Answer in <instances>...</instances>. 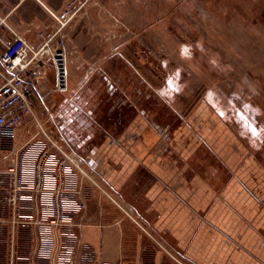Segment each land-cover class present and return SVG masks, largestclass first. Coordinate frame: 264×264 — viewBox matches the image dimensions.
I'll return each instance as SVG.
<instances>
[{
	"label": "crops",
	"instance_id": "crops-1",
	"mask_svg": "<svg viewBox=\"0 0 264 264\" xmlns=\"http://www.w3.org/2000/svg\"><path fill=\"white\" fill-rule=\"evenodd\" d=\"M68 1L0 0V55L3 42L12 41L14 34L34 49L50 38L51 46L60 40L68 59L74 55L79 60L77 65L72 63L76 70L100 72L102 87L118 94L112 106L121 122L116 132L103 127L90 133L76 123L80 118V123L87 122L92 113L82 94L68 99V110L64 108L70 115L68 131L82 132L79 145L71 149L86 159L83 167L88 177H81L78 193L71 195H78L86 204L76 223L82 241L98 253L93 262L264 264L262 15L260 19L256 15L253 36L238 27V33L227 32L234 43L230 47L223 43L220 49L212 43L214 21L203 5L198 0H171L177 12L174 21L181 26L178 38L174 37L182 49L181 63L166 57L149 67L134 51L141 49L137 41L148 40L146 26L151 22L152 6L164 8L169 0H156L153 5L151 0L121 1L129 7L123 12L117 10L118 0H92L86 10L84 6L59 28L52 13L61 15ZM258 8L262 10V3ZM198 16L204 33L197 27ZM244 18L232 23L239 26L246 23ZM119 21L132 25L136 32L142 30V37L126 33L122 42L119 37L104 40L108 33L118 35ZM250 40L254 48L247 47ZM168 47H164L166 52ZM232 50L239 57L233 56L235 64L223 63L219 55L229 62ZM183 55L192 62L181 58ZM205 58L213 61L211 66L202 63ZM134 67L143 70L156 87L155 97L136 101L135 83L130 81ZM29 81L35 112L42 119L35 104L51 101L55 91L49 56L31 66ZM108 109L112 110L109 104ZM155 117L172 120L174 126L161 125ZM99 119L103 121V117ZM24 134L20 129L14 142L21 144ZM77 212L70 210L74 215Z\"/></svg>",
	"mask_w": 264,
	"mask_h": 264
},
{
	"label": "rangeland",
	"instance_id": "rangeland-1",
	"mask_svg": "<svg viewBox=\"0 0 264 264\" xmlns=\"http://www.w3.org/2000/svg\"><path fill=\"white\" fill-rule=\"evenodd\" d=\"M105 1L109 2V0ZM118 1L119 7L117 10L119 12H123L124 10L127 11L129 8L125 6L127 4L121 2L127 0ZM151 1V4L153 5L156 0ZM198 1L203 5V11H206L214 18H212V21H214L215 32L213 34L212 43L215 46H219L220 49H222L221 46L223 43L228 44L229 47L232 43H234V41L229 39L227 32L238 33L237 29L238 27H241V31H246L248 34L251 33L249 34L251 37L254 35V22L259 17V15H262V21H264V0ZM88 3L86 4L84 10H86L87 6L89 5ZM259 3H262V10L258 8ZM105 4L106 3L103 5L105 6ZM255 5L257 6L255 7ZM103 10L110 11V9L105 8ZM175 12V3L171 0L167 2V6L164 8L155 5L150 9L149 13L151 22L146 26V28L149 27L147 34L148 40H136L141 49L136 47L134 51L135 56H137L136 58L141 59L144 57L143 63H147V66L149 67L160 63L166 57L172 58L173 63L176 62L175 64L179 65L181 63L180 50L182 49L179 47V45H176L177 42L174 38H178L177 34L179 32V27L181 26L179 25V21H174ZM129 15L131 16V14ZM198 18L197 19L199 23L197 27L200 33H204V27L202 22H200L202 19L200 16H198ZM225 18H227L226 22L223 21ZM235 18H239L240 20L241 18H244L246 23H241L239 26L235 25L232 23L233 20H236ZM229 21L231 23H229ZM116 28L118 30L117 36H113V34L108 33L103 36V39L105 40L106 38L110 37H119V41L122 42L124 41L123 39H125V36L123 35L126 33H130V37L135 35V33L138 37H142V30L136 32L134 31L135 29L132 28V25H125L121 21L116 23ZM109 31V28H107L106 32ZM115 31L116 29L114 32ZM169 34H172V36H169ZM165 45L169 46L167 50L169 52H166L164 48ZM247 47L254 48L253 40H250ZM142 49H145V51ZM231 52L233 54L232 59H228L229 62L227 61L228 57L225 55H219V59L223 63L227 62L230 65L235 64L233 56L235 58H239L238 56H235V54L238 55L237 50H232ZM147 56L148 58H146ZM251 57V61L253 63L254 55L252 54ZM181 58L192 62V58L190 56L183 55ZM215 59L216 61L218 60L216 56ZM68 60L71 62V64L67 65L68 89L64 92L53 91L54 93L51 101L47 100L48 102L45 101L44 104L36 103L35 107H37L36 109L41 112L39 115L42 116L41 121L47 130H52V135H54L56 138L59 137L60 133L64 138V142H66L72 148V144H74L73 142H75L76 145H79V143L78 140L74 141L75 139H72V136L70 137V132L68 131L69 123L67 121L70 115L65 113V110H68V99L74 97L75 95L81 96L82 94L81 97L90 103L85 106L88 108V110H92V114L90 113V119L88 120L89 122L87 124V128L89 129L90 133H97L103 127H105L104 129L107 130L112 128L110 124H112L113 121L110 118L107 117V121L103 118V121L100 122L99 117H103L102 115H104L103 112L105 108L108 110V104L113 112H116V108H113L112 106L117 102L118 94H111V92L107 91L105 86L104 88L102 87L103 80L100 72L95 70L90 73L89 76L84 78L87 73H84L82 70H76L75 65L72 64L75 62L77 65L79 60H77L74 55L73 57L70 56V59ZM212 62H209L206 58L202 61V63H208L210 66V63ZM134 68L136 71L132 80L130 81L135 83L134 96L136 101L145 99V97H155L157 94L153 91L156 89V87L149 81L150 79L143 74V70H139L137 67ZM150 70L151 73H153V70ZM108 74L110 76L109 79L113 81L112 75H110L111 73L109 72ZM121 79L122 78H120V80ZM151 80L157 81L155 79ZM144 83L147 89L144 87ZM151 85L154 87L152 88ZM161 110L160 113L162 114ZM83 122L86 125L87 122ZM157 122L161 125L166 124L168 127L173 124L172 120L164 122L163 119L161 121L157 120ZM111 130L112 132H116L117 128H112ZM26 136L27 134L25 133L21 140L24 141L27 138ZM76 154L78 153L76 152ZM78 155L82 160V165L80 164V167L85 172V176L88 177L87 171L85 169L86 164L83 162L86 159H83L80 154ZM83 165L85 167H83ZM3 168V165L0 164V170ZM78 173L82 175L80 172ZM79 180H81V177L77 175V190L73 194H76L79 191L78 189L81 185ZM4 186L6 187L0 191V264H63V256L67 260L66 262H69L72 259L74 264H98L97 258L95 261L96 263L93 262L94 257L98 253L95 252V249L91 247L90 244L88 245L82 241V236L78 231L79 228L78 224L76 223V218H78L77 216H79V214L86 209V204L82 203V201L78 198V195H67L66 202L62 206V215L59 225L56 227H50L47 221L48 219H51V216H53L51 215V210L53 212L52 214H54L55 210L54 201L51 200L53 195H21L22 197L20 199L18 195H12V187L9 183L5 184ZM70 197L72 198L70 199ZM91 207H93L92 204ZM73 209H77L79 212L75 213V215L70 213V210ZM63 244H66L67 247H63ZM70 246L73 248L71 259L67 257L69 254H66L67 249L70 248Z\"/></svg>",
	"mask_w": 264,
	"mask_h": 264
},
{
	"label": "built area",
	"instance_id": "built-area-1",
	"mask_svg": "<svg viewBox=\"0 0 264 264\" xmlns=\"http://www.w3.org/2000/svg\"><path fill=\"white\" fill-rule=\"evenodd\" d=\"M89 1L92 0H70L61 15L52 13L59 28L67 25ZM51 40L37 49L17 34H14L12 41L3 42L4 50L0 55V164L4 168L0 170V191L9 183L12 195H18L20 199L21 195H53L51 200L54 201L55 210L54 214L51 210L53 216L47 223L50 227H56L61 220L67 195L77 190V175L85 177L86 174L80 167L82 160L71 146L64 142L60 133L59 137H54L52 130H47L34 109L29 78L31 66L39 59L50 57L55 91L68 89L67 52L60 40L53 46ZM91 71L86 72L85 77ZM20 129H24L27 138L21 144H16L14 139ZM131 137L135 138L136 135L131 134ZM62 246L67 247L66 244ZM66 254L72 258L71 246ZM63 261V264H74L72 259L66 262L64 256Z\"/></svg>",
	"mask_w": 264,
	"mask_h": 264
},
{
	"label": "trees",
	"instance_id": "trees-1",
	"mask_svg": "<svg viewBox=\"0 0 264 264\" xmlns=\"http://www.w3.org/2000/svg\"><path fill=\"white\" fill-rule=\"evenodd\" d=\"M109 111H111V112H109ZM92 114V113H91ZM107 117L108 118H110L113 122H112V124H110L111 125V127L112 128H116V126H120L121 125V122H119L118 121V117H119V115H118V113H117V111L116 112H113L112 110H107L106 108L104 109V115H103V118L107 121ZM80 118V117H79ZM109 119V120H110ZM81 120V118L80 119H78V120H76V123H78V124H82V125H84V127H87L88 125V122L89 121H87V123H86V125H85V123L82 121L81 123L79 122ZM111 120H110V122H111ZM68 122V121H67ZM119 123V124H118ZM78 127L80 128L81 126H79L78 125ZM83 127V128H84ZM75 131V130H74ZM78 133V134H77ZM80 133H82L79 129L77 130V132L75 131V134L72 132V134H71V132H70V137L72 136V139H75L74 141H77L78 140V142L79 141H81V134ZM74 144H72V145H74L73 147H75L76 146V143L75 142H73ZM72 147V148H73Z\"/></svg>",
	"mask_w": 264,
	"mask_h": 264
},
{
	"label": "snow or ice",
	"instance_id": "snow-or-ice-1",
	"mask_svg": "<svg viewBox=\"0 0 264 264\" xmlns=\"http://www.w3.org/2000/svg\"><path fill=\"white\" fill-rule=\"evenodd\" d=\"M185 51H186V50H185ZM177 90H178V89H177ZM241 123H243V120L241 121ZM249 130L252 131V134H253V135H256V133H255L254 130H252L251 128H249ZM261 131L264 132V129H262Z\"/></svg>",
	"mask_w": 264,
	"mask_h": 264
},
{
	"label": "bare ground",
	"instance_id": "bare-ground-1",
	"mask_svg": "<svg viewBox=\"0 0 264 264\" xmlns=\"http://www.w3.org/2000/svg\"><path fill=\"white\" fill-rule=\"evenodd\" d=\"M224 103V102H223Z\"/></svg>",
	"mask_w": 264,
	"mask_h": 264
}]
</instances>
